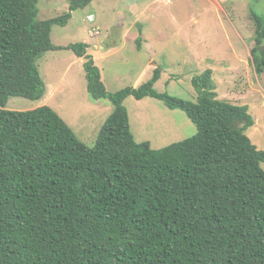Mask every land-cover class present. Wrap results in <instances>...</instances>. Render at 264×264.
Instances as JSON below:
<instances>
[{"label":"trees","instance_id":"obj_1","mask_svg":"<svg viewBox=\"0 0 264 264\" xmlns=\"http://www.w3.org/2000/svg\"><path fill=\"white\" fill-rule=\"evenodd\" d=\"M40 21V0H0V264H264V151L247 135V106L218 100L213 72L196 76L190 102L155 89L163 68L138 88L110 94L86 43L53 44L54 26L95 0ZM252 64L264 73V17L252 14ZM69 50L83 58L89 96L114 111L97 143H83L42 100L38 60ZM181 110L197 134L155 150L131 131L126 99Z\"/></svg>","mask_w":264,"mask_h":264},{"label":"rangeland","instance_id":"obj_2","mask_svg":"<svg viewBox=\"0 0 264 264\" xmlns=\"http://www.w3.org/2000/svg\"><path fill=\"white\" fill-rule=\"evenodd\" d=\"M39 9L38 19L46 21L66 14L69 3L40 0ZM254 13L264 17V0H95L74 12L67 26H54L51 38L59 47L88 44L110 94L142 86L161 67L155 85L159 93L197 102L192 81L211 70L218 100L248 107L255 125L246 133L264 151V73L257 75L251 57ZM37 64L47 96L40 101L12 97L6 109L49 106L83 143L94 147L113 103L90 98L84 63L72 51L47 52ZM124 106L136 142H148L155 150L197 134L185 112L157 99L129 97Z\"/></svg>","mask_w":264,"mask_h":264},{"label":"crops","instance_id":"obj_3","mask_svg":"<svg viewBox=\"0 0 264 264\" xmlns=\"http://www.w3.org/2000/svg\"><path fill=\"white\" fill-rule=\"evenodd\" d=\"M80 59H82V61H83V63H85V60L83 59V58H80ZM83 66H84V64H83ZM53 89L51 90V91H54L55 90V87H52ZM48 90V89H47ZM48 92L49 91H47V93H46V95L45 96H47V94H48ZM53 93V92H52ZM51 93V94H52ZM51 94L49 95V98H51Z\"/></svg>","mask_w":264,"mask_h":264},{"label":"built area","instance_id":"obj_4","mask_svg":"<svg viewBox=\"0 0 264 264\" xmlns=\"http://www.w3.org/2000/svg\"><path fill=\"white\" fill-rule=\"evenodd\" d=\"M99 33H100L99 30H96L95 34H99Z\"/></svg>","mask_w":264,"mask_h":264}]
</instances>
